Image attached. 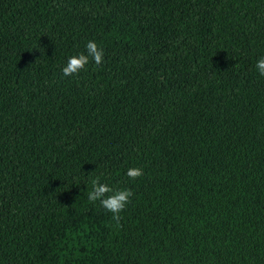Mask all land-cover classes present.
Segmentation results:
<instances>
[{"label":"trees","instance_id":"trees-1","mask_svg":"<svg viewBox=\"0 0 264 264\" xmlns=\"http://www.w3.org/2000/svg\"><path fill=\"white\" fill-rule=\"evenodd\" d=\"M260 57L264 0H0V264H264Z\"/></svg>","mask_w":264,"mask_h":264},{"label":"clouds","instance_id":"clouds-1","mask_svg":"<svg viewBox=\"0 0 264 264\" xmlns=\"http://www.w3.org/2000/svg\"><path fill=\"white\" fill-rule=\"evenodd\" d=\"M103 58V49L94 40H90L86 44V53L81 52L68 58L67 63L62 68V75H76L89 64L90 60L94 61L96 65H100L103 63ZM255 67L259 74L264 76V57L257 59ZM126 175L135 180L143 175V170L139 167H131L127 170ZM91 185L88 200L93 203L99 201L103 208L112 213L113 220L119 224L120 213L130 203V197L133 195L132 191L127 188H113L107 183L100 182L98 176L91 180Z\"/></svg>","mask_w":264,"mask_h":264}]
</instances>
